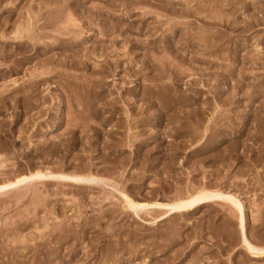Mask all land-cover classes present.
<instances>
[{
    "label": "rangeland",
    "instance_id": "1",
    "mask_svg": "<svg viewBox=\"0 0 264 264\" xmlns=\"http://www.w3.org/2000/svg\"><path fill=\"white\" fill-rule=\"evenodd\" d=\"M16 179L0 264H264L236 207L264 249V0H0V186ZM198 184L224 198L123 208Z\"/></svg>",
    "mask_w": 264,
    "mask_h": 264
},
{
    "label": "bare ground",
    "instance_id": "2",
    "mask_svg": "<svg viewBox=\"0 0 264 264\" xmlns=\"http://www.w3.org/2000/svg\"><path fill=\"white\" fill-rule=\"evenodd\" d=\"M31 23V20L29 21ZM28 22V23H29ZM43 24V23H42ZM27 26L29 27V25L27 24ZM43 27V26H42ZM30 28V27H29ZM36 28V27H35ZM41 28V27H40ZM27 34V33H26ZM42 36V35H41ZM17 37V36H16ZM20 37V36H19ZM18 37V38H19ZM56 37V36H55ZM21 38V37H20ZM54 38V37H53ZM20 40V39H18ZM52 45V44H51ZM50 45V46H51ZM33 46V45H32ZM49 47V46H47ZM3 49V48H2ZM46 49V48H45ZM38 52V51H36ZM35 54V53H34ZM10 66V65H9ZM168 69V68H167ZM36 74V73H35ZM45 75V74H44ZM41 76V75H40ZM33 81V80H32ZM36 82V81H35ZM38 83V82H37ZM35 84V83H34ZM17 86V85H16ZM160 86V85H159ZM35 87V86H34ZM6 98V97H5ZM6 100V99H5ZM4 100V101H5ZM222 119V118H221ZM2 164V163H1ZM6 167V166H5ZM212 170V169H211ZM80 172V171H79ZM73 174V173H72ZM53 175L52 172H48L47 174H42L40 176L41 177H46V176H51ZM214 175V174H213ZM227 175V174H226ZM229 175V173H228ZM219 176V175H218ZM224 177V176H223ZM68 179H70L71 182H73V184L75 183L76 185H86V184H94V182L97 181L98 177H95L94 175L90 174L88 176H83V175H76L75 173L73 175H70V177H66ZM100 178V177H99ZM98 178V179H99ZM211 178V177H210ZM228 178V177H227ZM118 179V178H117ZM221 179V178H220ZM226 179V178H225ZM27 179H16L14 182H10L8 184H3L0 186V189L2 187H6V186H11L12 184H19L22 183L24 181H26ZM204 183V182H203ZM72 184V185H73ZM29 185V184H28ZM109 185V184H108ZM199 187H195L196 189H192V192L186 193L187 195L182 196V194L180 196H174L175 199H172V201L166 203H160V202H153L149 205L148 204H139L137 202H135L132 197L124 191H121V195H122V199H123V208L127 209V210H131L134 214L139 215L140 211H147L150 213V211H155L156 209L160 210L161 209V214L162 216H175L178 214H185V213H190L191 211L197 209L198 207L211 203L210 201H212L213 198H224L223 193H213L211 194V192H209L208 190L210 189L209 186H211L209 184L208 187H206V185H202L198 184ZM208 185V184H207ZM223 186V185H222ZM227 186V185H226ZM91 188V186H90ZM177 188V187H176ZM179 188V187H178ZM119 189V188H118ZM176 191V190H175ZM178 192V191H177ZM2 194V191L0 192ZM4 194V193H3ZM176 194V193H175ZM174 194V195H175ZM105 195V194H104ZM19 200V199H18ZM169 200V199H168ZM237 204V211L240 212V217H239V225H240V235H241V239H242V243L243 246H245V250L247 249V252H249L250 254H254L256 256H261L264 257V249L263 248H257L255 247L252 243H250V240H248L247 235H246V231H245V226H244V215L242 212V205L241 203L237 200L236 202ZM1 207V206H0ZM148 207V208H147ZM152 215V214H151ZM160 217V215H159ZM158 217H155V219ZM153 219V218H152ZM164 219V218H162ZM158 220V219H157ZM161 220V218H160ZM176 235V234H175ZM202 257V256H201ZM209 260V259H208ZM170 262V261H169Z\"/></svg>",
    "mask_w": 264,
    "mask_h": 264
}]
</instances>
